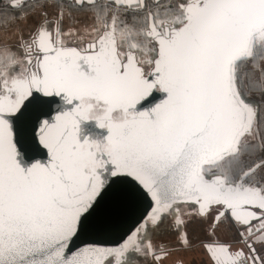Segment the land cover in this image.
Returning <instances> with one entry per match:
<instances>
[{
    "label": "snow or ice",
    "instance_id": "snow-or-ice-1",
    "mask_svg": "<svg viewBox=\"0 0 264 264\" xmlns=\"http://www.w3.org/2000/svg\"><path fill=\"white\" fill-rule=\"evenodd\" d=\"M193 221L264 264V0H3L0 264H160Z\"/></svg>",
    "mask_w": 264,
    "mask_h": 264
},
{
    "label": "flooded vegetation",
    "instance_id": "flooded-vegetation-1",
    "mask_svg": "<svg viewBox=\"0 0 264 264\" xmlns=\"http://www.w3.org/2000/svg\"><path fill=\"white\" fill-rule=\"evenodd\" d=\"M191 227V228H190ZM192 229V230H191ZM184 230L187 232L188 237L191 241V246H183L179 241L176 232H168L163 235H160L154 241L155 243H163L168 246V255L166 258L162 259L160 264H211L208 254L204 251L202 247V242L205 241L207 237L206 233V225L202 224L199 221H193L187 225H185ZM217 236L222 240H233V235L224 227L221 226L217 229ZM234 246H236L234 244ZM180 247H187V249H195L199 247L203 251V256L199 259L195 257L189 262H184L183 260L177 259L173 262H169V253L171 249H176ZM193 251V250H191ZM192 262V263H191Z\"/></svg>",
    "mask_w": 264,
    "mask_h": 264
},
{
    "label": "rangeland",
    "instance_id": "rangeland-1",
    "mask_svg": "<svg viewBox=\"0 0 264 264\" xmlns=\"http://www.w3.org/2000/svg\"><path fill=\"white\" fill-rule=\"evenodd\" d=\"M2 2L3 0H0V3ZM202 254H203V251L199 247H196L195 249H190V248L187 249V247L171 249L169 253V262H173L174 260H177V259L183 260L184 262H187V261L190 262L193 257H195L196 259L201 258L203 256Z\"/></svg>",
    "mask_w": 264,
    "mask_h": 264
},
{
    "label": "water",
    "instance_id": "water-1",
    "mask_svg": "<svg viewBox=\"0 0 264 264\" xmlns=\"http://www.w3.org/2000/svg\"><path fill=\"white\" fill-rule=\"evenodd\" d=\"M159 98H160V95H159L158 93H153V96L150 98V100H151L152 102H155V101L158 100ZM42 154H44V153H42ZM147 205H148V201L146 200V201H145V205H144V207H147ZM134 219H135V217L129 219V220L126 222L125 228H130V227H132V226H133ZM123 234H124L123 231L118 230L117 233H116L115 235H112V236L106 237V238L104 239L103 242H105V243H109V244H114V243H116V242L119 241L120 236L123 235Z\"/></svg>",
    "mask_w": 264,
    "mask_h": 264
}]
</instances>
